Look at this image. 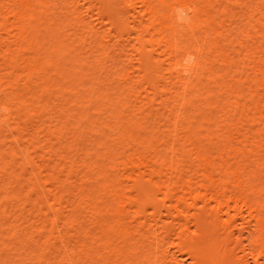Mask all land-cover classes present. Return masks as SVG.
<instances>
[{
  "label": "bare ground",
  "instance_id": "obj_1",
  "mask_svg": "<svg viewBox=\"0 0 264 264\" xmlns=\"http://www.w3.org/2000/svg\"><path fill=\"white\" fill-rule=\"evenodd\" d=\"M0 264H264V0H0Z\"/></svg>",
  "mask_w": 264,
  "mask_h": 264
},
{
  "label": "clouds",
  "instance_id": "obj_2",
  "mask_svg": "<svg viewBox=\"0 0 264 264\" xmlns=\"http://www.w3.org/2000/svg\"><path fill=\"white\" fill-rule=\"evenodd\" d=\"M186 15V14H185Z\"/></svg>",
  "mask_w": 264,
  "mask_h": 264
}]
</instances>
